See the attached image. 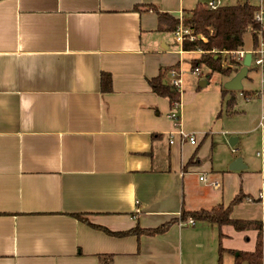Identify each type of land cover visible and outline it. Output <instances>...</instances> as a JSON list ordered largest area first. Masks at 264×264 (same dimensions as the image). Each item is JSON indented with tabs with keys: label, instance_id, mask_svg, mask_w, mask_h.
Masks as SVG:
<instances>
[{
	"label": "crops",
	"instance_id": "obj_1",
	"mask_svg": "<svg viewBox=\"0 0 264 264\" xmlns=\"http://www.w3.org/2000/svg\"><path fill=\"white\" fill-rule=\"evenodd\" d=\"M192 10L185 0H0V264H235L234 252L254 251V230L178 221L164 234L118 238L71 216L112 232L155 229L241 195L231 218L264 222L261 164L234 149L237 138L225 157L211 152L227 81L194 128L186 117L208 92H181L195 145L171 135L176 109L147 84L162 70L168 84L170 69L200 54L171 50V32L157 26L158 14ZM103 72L111 93L100 89ZM255 124L260 150L264 116ZM238 157L245 169L230 171Z\"/></svg>",
	"mask_w": 264,
	"mask_h": 264
},
{
	"label": "trees",
	"instance_id": "obj_2",
	"mask_svg": "<svg viewBox=\"0 0 264 264\" xmlns=\"http://www.w3.org/2000/svg\"><path fill=\"white\" fill-rule=\"evenodd\" d=\"M199 2L193 8L192 11L186 12L181 19H175L171 15L158 14L157 26L161 31L175 32L181 25L189 31L188 35H185L181 45V50L184 52H200L197 59L190 60V69H198L204 66L209 74L206 79H209L214 73H219L224 77L225 81H229L240 69L241 65L234 57L229 56L228 64L223 66V56L220 53L225 50L228 52H236L245 50V34H249L250 46L249 49H255L258 46L257 33L261 31V26L253 19L254 13L257 8L250 4L248 0L244 3L237 2L228 6H218L216 9L208 8V2ZM249 30V32H248ZM264 37V34H263ZM166 70H162L159 76L151 78L147 81V84L156 95L168 99L169 103H179V92L172 88L169 83L165 81ZM111 75L103 72L100 77V89L104 93H111ZM222 88V87H221ZM255 91H241L240 94L247 100L255 95ZM236 94L234 91H226L221 89L222 100L229 96V99L225 101L226 113H236L234 107L236 105ZM241 195L234 197V200L224 208L222 205H218L210 210L200 211H181L179 218H173L168 223L155 227V229H142L137 225L124 232H112L109 229H105L100 226H96L90 223L87 219L83 218L81 214H72L73 218L83 221L88 226L102 230L106 235H111L118 238L124 236H156L164 234L170 226L175 222H186L191 218L194 222H207L214 224L216 227L230 226L234 231L247 232L257 231V237L255 242V249L252 253L245 252H232L235 256V264H264L262 257V232L264 229V222L258 221H244L238 219H232L230 212L234 205L242 202ZM222 236V235H220ZM220 247V246H219ZM223 250L219 249V253Z\"/></svg>",
	"mask_w": 264,
	"mask_h": 264
},
{
	"label": "rangeland",
	"instance_id": "obj_3",
	"mask_svg": "<svg viewBox=\"0 0 264 264\" xmlns=\"http://www.w3.org/2000/svg\"><path fill=\"white\" fill-rule=\"evenodd\" d=\"M206 1L207 0H185V5L186 7L194 8V6H196L197 3L199 2L202 3ZM217 1L220 2V6H228L240 2V0H217ZM248 2L255 6L257 0H248ZM164 39H165L164 42L170 46L171 50L172 49L176 50L178 45L174 40L175 39L174 33H166ZM244 39H245V51H246L249 50V46H250L249 34H245ZM198 57L193 55L185 56V59L182 60L180 64L182 91L183 90L185 92L192 91L190 90V88L197 87L200 82L199 80L206 79L207 74H209L208 70L204 66L198 68L200 72L198 73V75L196 73H193L195 69L191 71L189 59L198 58ZM229 59H230L229 56H223L222 65L226 66L228 64ZM248 71L249 72L246 79L242 80L241 82L243 87V92L256 91L257 93H259L260 91H262L260 86V72L254 69L253 66H250L248 68ZM223 80H224L223 76H221L219 73H214L209 79V84L201 89L208 92V94L206 97L201 99L199 103L193 106L192 111L189 112L188 117H186L187 121L191 120V122H193V124L190 125L191 128H194L195 122H198L199 120L205 117L206 109L212 99V95L218 89V86L221 85V81ZM263 98H264V88H263V94L261 96L259 95L247 101H245L242 97L237 96L236 97L237 104L235 108L238 112H240V114L232 117L225 116L226 107L224 105L222 106L221 116L215 120L216 123L214 124L215 126L220 125V128L219 127L217 128L216 126L215 128H213V130L216 128L217 129L212 132L213 137H212L211 152L214 153L213 155L214 160H216V158L219 156L225 157L226 155L231 153L229 151L230 148L228 146V141L232 138H237L238 143L234 146V149H237L236 151H239V153L241 155H244L246 159H250L254 164V166L260 167L261 161L255 157V153L258 151L256 146V140L259 137V132L254 130V127L256 125L255 124L256 119H259V117L264 116V105L262 107V102H261ZM180 112H181V108H177L176 113L179 115V117L181 115ZM228 129L233 130L231 135L225 134L228 133ZM186 132L189 133L188 131ZM245 134H248V136ZM261 242H264V229L262 232ZM222 263L232 264L230 262V259L229 261L227 259H224Z\"/></svg>",
	"mask_w": 264,
	"mask_h": 264
},
{
	"label": "built area",
	"instance_id": "obj_4",
	"mask_svg": "<svg viewBox=\"0 0 264 264\" xmlns=\"http://www.w3.org/2000/svg\"><path fill=\"white\" fill-rule=\"evenodd\" d=\"M218 6H220V2L217 0H211L208 2V8H210L211 10L216 9ZM255 7L257 8V10L254 13L253 19L256 23H258L261 26V31L257 33L258 46L255 49H250L246 51L241 50V51H236V52H231V51L228 52V51L223 50L220 53L223 56L234 55V57L237 59L240 65H242V62L246 56V53H249L251 55L250 66H253L254 69L260 72V86H261L262 91L257 93V95L261 96L263 94V88H264V37H263V34H264V0H257ZM173 33H174V37H175L174 40L176 41V44L181 46L184 36L188 35L189 31L186 28L182 27L181 25ZM168 73H169V79H170L169 85L172 88L176 89L179 92V94H181L182 78H181L180 71L174 68V69H170ZM193 73H196L198 75V73H200L199 69H195ZM173 105L175 109L180 108V103H175ZM168 117L169 119H171V121H174V131L171 135L178 136L182 143H185L186 141H188L190 144L195 145L196 144L195 136L189 135L185 131H183L179 115L176 112H171L169 113ZM170 143H173V139L170 140ZM256 157L261 161V166L264 169V147L260 148V150L256 152ZM202 180H205V178L204 177L200 178V181ZM247 201L250 202V200H247ZM179 224L180 225H187V224L194 225V221L191 218H189L187 219L185 223L180 222ZM262 246H263L262 247V257L264 258V242H262ZM263 261L264 259L262 260V262Z\"/></svg>",
	"mask_w": 264,
	"mask_h": 264
},
{
	"label": "water",
	"instance_id": "obj_5",
	"mask_svg": "<svg viewBox=\"0 0 264 264\" xmlns=\"http://www.w3.org/2000/svg\"><path fill=\"white\" fill-rule=\"evenodd\" d=\"M247 0H240L241 3L246 2ZM250 60H251V55L249 53H246V56L242 62V65L240 69L229 81L225 82L222 86L226 91H234V92H241L243 91L242 87V80L246 79L248 75V68L250 67ZM206 85V81L202 80L199 82L198 87H204ZM235 138H232L228 141V146L233 147L235 145ZM245 167L242 165L241 159L237 158L235 159L232 164L229 166L230 171H238V170H243Z\"/></svg>",
	"mask_w": 264,
	"mask_h": 264
}]
</instances>
